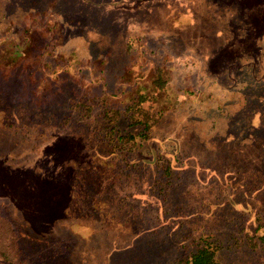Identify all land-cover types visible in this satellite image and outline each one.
I'll return each mask as SVG.
<instances>
[{
    "label": "rangeland",
    "instance_id": "obj_1",
    "mask_svg": "<svg viewBox=\"0 0 264 264\" xmlns=\"http://www.w3.org/2000/svg\"><path fill=\"white\" fill-rule=\"evenodd\" d=\"M139 95L162 119L114 140L102 104ZM205 242L264 264V0H0V264H173Z\"/></svg>",
    "mask_w": 264,
    "mask_h": 264
},
{
    "label": "trees",
    "instance_id": "obj_2",
    "mask_svg": "<svg viewBox=\"0 0 264 264\" xmlns=\"http://www.w3.org/2000/svg\"><path fill=\"white\" fill-rule=\"evenodd\" d=\"M259 52L261 53V50L259 49ZM163 70L161 67H158L156 69V78L154 80L155 86L157 85L160 90H163L166 88V85L168 84V80H166V76L163 75ZM148 97L145 95H139L136 98L133 99L132 104L126 107V109L119 111V110H113V109H107V107L102 104L101 112L99 115L103 117L105 128L110 129L109 135H114V140L119 142H133L136 137L140 138L141 140H148L150 131L154 127L156 123H158L163 115L162 111H149L148 109L142 108V104L146 101ZM87 101V100H86ZM94 101V100H93ZM91 100H88L87 103H74L73 109L76 110L78 113L84 112L87 113L88 116V105L89 106H98L100 105L99 102L94 103ZM104 105V106H103ZM138 114V117H137ZM124 120V122L127 125V128H133L138 127L140 129L139 133L137 135H133L131 133H126L122 135L119 131L118 124L120 120ZM168 168H165V172L169 173ZM4 257V260L7 262H11V260L5 256V254H2ZM173 264H223L219 263L215 258V249L212 248L211 243H203L201 245H198L197 250L194 253H191L187 256H182Z\"/></svg>",
    "mask_w": 264,
    "mask_h": 264
}]
</instances>
